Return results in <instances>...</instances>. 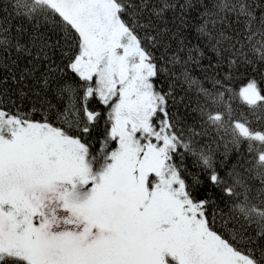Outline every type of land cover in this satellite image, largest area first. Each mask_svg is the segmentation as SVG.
<instances>
[{
    "label": "snow or ice",
    "instance_id": "obj_1",
    "mask_svg": "<svg viewBox=\"0 0 264 264\" xmlns=\"http://www.w3.org/2000/svg\"><path fill=\"white\" fill-rule=\"evenodd\" d=\"M0 264H264V0H0Z\"/></svg>",
    "mask_w": 264,
    "mask_h": 264
}]
</instances>
